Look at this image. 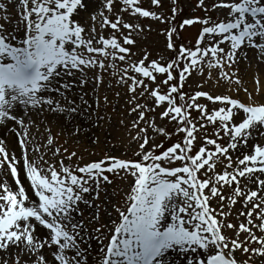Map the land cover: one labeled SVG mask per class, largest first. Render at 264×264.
Instances as JSON below:
<instances>
[{
	"label": "snow or ice",
	"instance_id": "obj_1",
	"mask_svg": "<svg viewBox=\"0 0 264 264\" xmlns=\"http://www.w3.org/2000/svg\"><path fill=\"white\" fill-rule=\"evenodd\" d=\"M150 5L162 8V0ZM195 6L205 15L177 20L180 0L170 16L141 0H0V126L19 150L0 137V264L264 261V102L202 88L206 80L239 82L232 66L249 49L264 63V0ZM140 18L167 25L169 59L147 51L132 59L150 28ZM193 24L201 28L189 47L182 32ZM197 73V89L185 91ZM109 77L135 113L137 158L106 152L81 163L75 151L65 156L53 146L50 124L80 131L78 118L109 103ZM41 124L49 133L43 145L32 131ZM117 176L128 181L123 200L108 201L112 211L100 223L101 192ZM85 207L96 209L95 224L83 219Z\"/></svg>",
	"mask_w": 264,
	"mask_h": 264
},
{
	"label": "rangeland",
	"instance_id": "obj_2",
	"mask_svg": "<svg viewBox=\"0 0 264 264\" xmlns=\"http://www.w3.org/2000/svg\"><path fill=\"white\" fill-rule=\"evenodd\" d=\"M211 2L212 0H204L205 4H211ZM114 3L119 5L120 0H114ZM141 3L146 8H152L157 12L163 11L165 15H171L172 0H162V8L151 6L150 0H141ZM180 3L183 7V12L177 17V20H180L182 17L205 15L200 8L195 6L196 0H180ZM222 12L223 10H210L207 12V15L216 17L222 15ZM124 16L125 19H134L127 13H125ZM137 22L141 25L150 26V28L146 27L144 32L140 34V39L134 49L136 55L133 56L132 59H136V57L140 56L142 51L149 52V59H155L157 57H162L164 60L169 59L172 53L165 48L166 39L161 33V29L166 28L167 25L149 18H140ZM200 28V24L186 26L185 30L182 32L183 42L186 46H193ZM110 31V29H106L105 34H108ZM176 42L180 43L179 40ZM232 71H234L235 76L239 78V82L236 80H229L228 82L222 83V85H218L214 80H206L202 88L214 94L226 92V94L230 96L238 97L243 102H264V63L257 58V54H254L251 49L247 50V59L245 60L243 57L239 59L237 63L232 66ZM213 74L215 73L213 72ZM108 79L111 90L105 94L108 96L109 103L104 104L103 100H101V108L92 115V118L88 119L85 117L86 126L76 123L80 131H73L72 126L64 124L63 122H52L50 124L53 146L59 147L65 156H67V152L75 151L77 156L82 157L81 163L87 160L99 159L106 152H108V154L121 156L126 154L127 157L131 159L137 158L133 155L131 150L135 145L130 143L131 138L129 136V133L134 135L136 132V129L130 127L132 116H134L135 113L129 114L127 111L129 106L123 99L126 95L124 90L117 87L114 79L111 77ZM198 81L199 74L197 73L187 80L184 90L191 92L197 89ZM117 92L120 93L119 96L116 95ZM249 93H251V100H249ZM201 102L207 103L211 107L210 102L203 99ZM157 111H159V109H157ZM97 115L102 116L103 119L97 120ZM148 115L150 116L151 114ZM32 131L37 138L36 142L43 145L45 143V138L49 135V133L45 131L44 125L41 124L38 130L33 129ZM0 137L4 138L5 145L9 151L15 150L16 155H19L16 137L10 128L5 129L0 126ZM173 139H175V137H173ZM165 143L167 144L168 141ZM65 149H67V152H64ZM33 155L34 153H29L30 158ZM72 161L75 162L76 157H72ZM21 179L23 180V176H21ZM112 181V185L108 186V192H101L100 200L104 201V203H100V223L106 222L109 219L108 213L112 211L107 202L112 201L121 203L123 200V189L128 183L127 180L119 176L112 178ZM7 182L14 187L10 176L7 178ZM97 203H99V201H97ZM236 207H239V205H236ZM95 212V208H84L83 219L86 223L95 224V222L91 220ZM239 219L243 220V217ZM101 231H104V229H101ZM105 243H107V241H105ZM92 244L95 248L96 244L94 241ZM92 258L98 259L95 252L92 253ZM255 264H264V261L256 259Z\"/></svg>",
	"mask_w": 264,
	"mask_h": 264
},
{
	"label": "bare ground",
	"instance_id": "obj_3",
	"mask_svg": "<svg viewBox=\"0 0 264 264\" xmlns=\"http://www.w3.org/2000/svg\"><path fill=\"white\" fill-rule=\"evenodd\" d=\"M76 123H78V124H82V125H85V123H86V119H85V117H81V118H78L77 119V121H76ZM86 126V125H85Z\"/></svg>",
	"mask_w": 264,
	"mask_h": 264
}]
</instances>
